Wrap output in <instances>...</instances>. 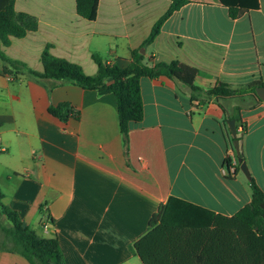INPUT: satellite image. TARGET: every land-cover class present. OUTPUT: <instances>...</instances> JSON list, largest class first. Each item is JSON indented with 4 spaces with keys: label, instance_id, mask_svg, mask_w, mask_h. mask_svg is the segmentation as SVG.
<instances>
[{
    "label": "crops",
    "instance_id": "obj_1",
    "mask_svg": "<svg viewBox=\"0 0 264 264\" xmlns=\"http://www.w3.org/2000/svg\"><path fill=\"white\" fill-rule=\"evenodd\" d=\"M257 1L231 17L219 0H187L143 47L169 0H98L93 20L77 14L75 0H15L38 25L2 48L42 71L50 43L53 55L94 74L92 54L125 66L143 47L147 64L176 59L204 72L194 80L203 89L217 80L240 86L264 81V0ZM3 65L0 59V201L40 236L55 237L68 264H143L132 244L170 195L224 215L249 202L244 173H223L235 152L229 119L245 123L239 148L264 191V100L250 92L191 100L177 79L142 76L144 114L130 123L125 151L112 92L14 75ZM60 101L78 118L51 115L48 107ZM0 264L30 263L0 249Z\"/></svg>",
    "mask_w": 264,
    "mask_h": 264
},
{
    "label": "trees",
    "instance_id": "obj_2",
    "mask_svg": "<svg viewBox=\"0 0 264 264\" xmlns=\"http://www.w3.org/2000/svg\"><path fill=\"white\" fill-rule=\"evenodd\" d=\"M168 8L156 19L142 46L150 44L158 35L164 20L187 0H169ZM15 0H0V59L5 72L17 75H32L53 80L71 82L83 88L94 89L103 94L112 92L116 99L119 129L126 151L128 147L129 125L143 118L144 107L140 90V78L166 76L177 79L190 89L191 100L214 96L216 100L241 96L246 92L257 96L254 88L264 85L255 79L240 86L217 80L214 85L203 89L194 83L202 74L198 68L180 60L157 61L147 64L138 49L131 52V60L121 66L108 62L98 54H92L97 64L94 74H87L79 63L53 55L47 43L40 54L42 71H35L24 61L9 57L2 46L11 43V37H22L29 30L37 28L38 19L25 11H17ZM226 6L231 17L243 10L258 7L257 0H219ZM98 0H75L78 15L93 20L97 14ZM48 111L54 117L66 121L78 118L79 111L66 101L51 104ZM228 118V116H227ZM237 139L245 131V123L235 118ZM232 147V137L229 138ZM244 155L233 152L224 158L225 176H232L239 170L237 157ZM232 157L235 164L232 165ZM233 166L232 173L228 169ZM251 199L231 215L215 213L175 195H170L165 203L152 214L149 229L137 238L132 248L143 264H264V191L254 178H248ZM0 214L8 224L1 226L0 249L22 255L30 264H68L63 259L59 243L55 237H43L29 225L23 224L16 211L0 201Z\"/></svg>",
    "mask_w": 264,
    "mask_h": 264
},
{
    "label": "water",
    "instance_id": "obj_3",
    "mask_svg": "<svg viewBox=\"0 0 264 264\" xmlns=\"http://www.w3.org/2000/svg\"><path fill=\"white\" fill-rule=\"evenodd\" d=\"M141 53L144 52V49L142 47V49L140 50ZM254 92L257 95L258 98L264 100V85H258L254 88ZM227 125L228 128L230 130L231 136H232V145L234 147L235 152L238 154L240 151L239 148V140L237 139V127L235 124V119H229L227 121ZM237 160L239 162V169L244 173V175L249 178L250 177V172L248 169V166L245 162V160H243L240 156L237 157ZM264 204H262L263 206Z\"/></svg>",
    "mask_w": 264,
    "mask_h": 264
},
{
    "label": "rangeland",
    "instance_id": "obj_4",
    "mask_svg": "<svg viewBox=\"0 0 264 264\" xmlns=\"http://www.w3.org/2000/svg\"><path fill=\"white\" fill-rule=\"evenodd\" d=\"M88 68V67H86ZM8 224V221L4 218L2 214H0V237L2 236L1 226H5Z\"/></svg>",
    "mask_w": 264,
    "mask_h": 264
},
{
    "label": "built area",
    "instance_id": "obj_5",
    "mask_svg": "<svg viewBox=\"0 0 264 264\" xmlns=\"http://www.w3.org/2000/svg\"><path fill=\"white\" fill-rule=\"evenodd\" d=\"M231 163H232V165L235 164V158H234V157H232V161H231ZM233 170H234L233 166H231V167L228 169V171H229L230 173H232ZM224 172H226V169H225V168H223V173H224Z\"/></svg>",
    "mask_w": 264,
    "mask_h": 264
}]
</instances>
